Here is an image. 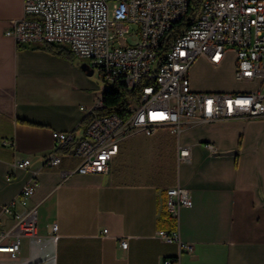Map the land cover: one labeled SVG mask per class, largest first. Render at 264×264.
I'll list each match as a JSON object with an SVG mask.
<instances>
[{"label": "crops", "instance_id": "obj_1", "mask_svg": "<svg viewBox=\"0 0 264 264\" xmlns=\"http://www.w3.org/2000/svg\"><path fill=\"white\" fill-rule=\"evenodd\" d=\"M22 13V0H0V207L36 171L28 206L37 208V234L21 239L14 259L0 252V264H264V118L182 124L177 132L165 127L149 135L131 129L103 173L75 172L79 159L64 150L57 151V167H42L53 149L52 131L71 133L73 150L84 136L82 109L104 88L88 60L19 48L5 36ZM233 74L234 62L216 90L191 80L190 86L235 92ZM178 147L188 148L187 159L179 158ZM24 158L31 160L28 168L13 165ZM171 187L191 200L177 218L166 207ZM12 224V216L0 214V231ZM161 230H177L193 252L163 240Z\"/></svg>", "mask_w": 264, "mask_h": 264}, {"label": "built area", "instance_id": "obj_2", "mask_svg": "<svg viewBox=\"0 0 264 264\" xmlns=\"http://www.w3.org/2000/svg\"><path fill=\"white\" fill-rule=\"evenodd\" d=\"M190 1L22 0V17L10 21L5 36L17 45L65 46L74 56L86 58L107 86L121 82L129 91L139 88L128 103L127 119L99 114L102 94L89 110L82 109L88 116L84 136L66 153L79 159L75 172L108 171L119 141L131 129L141 128L149 135L165 127L177 132L182 124L264 118V0H199L194 22L160 57L162 35L185 15ZM228 51L234 53L235 80L254 82V87L235 92L193 91L189 79L193 62L203 56L218 66ZM52 138L53 149L42 167H57L61 158L57 151L73 139L71 133L60 131H52ZM178 156L187 159L188 148L178 147ZM30 164L24 158L13 165L26 169ZM32 173L17 198L0 207V214L13 218L12 226L0 231V252L12 259L20 252L21 239L37 234V208L28 206L36 183V171ZM166 194V207L174 218L180 206L191 205L180 187H171ZM16 205L22 211L16 212ZM51 230L56 233V224ZM158 235L167 242L178 241L181 251L193 252L191 244L179 241L177 230H161ZM120 247L126 249L125 239Z\"/></svg>", "mask_w": 264, "mask_h": 264}, {"label": "trees", "instance_id": "obj_3", "mask_svg": "<svg viewBox=\"0 0 264 264\" xmlns=\"http://www.w3.org/2000/svg\"><path fill=\"white\" fill-rule=\"evenodd\" d=\"M199 8V0H191L188 4L187 12L181 19L175 22L170 29L165 32L159 42V56L162 57L166 51L170 48L174 39L181 35L186 29H188L194 22L196 14ZM19 48L32 47L34 49H41L49 52L53 55L59 57H64L66 59H73L75 57L72 52L65 46H59L52 43H40L38 45H17ZM139 91H129L121 82H115L110 86H106L103 90V106L99 110V114H116L121 119H127L129 117V112L127 110L129 101L134 98L135 93ZM88 116L86 115L83 122L87 123ZM73 141V139H72ZM72 141H70L62 150L65 152H72L70 146ZM240 142V141H239Z\"/></svg>", "mask_w": 264, "mask_h": 264}, {"label": "rangeland", "instance_id": "obj_4", "mask_svg": "<svg viewBox=\"0 0 264 264\" xmlns=\"http://www.w3.org/2000/svg\"><path fill=\"white\" fill-rule=\"evenodd\" d=\"M130 43H135L131 39ZM76 60L87 62L86 58L73 57ZM234 62V53L232 51H228L219 66L222 69V72L216 73L209 67V65L205 64L200 56L193 62L189 69L190 80L193 84H196L197 87L202 88L204 91L216 90L217 86H215L216 82L220 79H228L227 72L232 69ZM96 75V74H95ZM97 78V76H95ZM229 83L232 84V87L235 91H248L254 87V82L250 81H236L234 76L229 80ZM101 86L105 88L107 85L102 83Z\"/></svg>", "mask_w": 264, "mask_h": 264}, {"label": "water", "instance_id": "obj_5", "mask_svg": "<svg viewBox=\"0 0 264 264\" xmlns=\"http://www.w3.org/2000/svg\"><path fill=\"white\" fill-rule=\"evenodd\" d=\"M219 155L220 154H223V155H231V154H233L232 152H228V153H218Z\"/></svg>", "mask_w": 264, "mask_h": 264}]
</instances>
